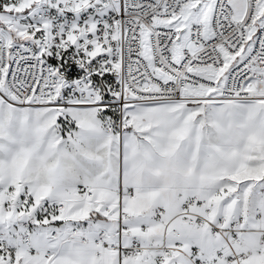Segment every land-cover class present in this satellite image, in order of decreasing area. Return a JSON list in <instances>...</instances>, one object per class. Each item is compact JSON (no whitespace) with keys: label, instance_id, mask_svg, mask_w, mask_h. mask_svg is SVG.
<instances>
[{"label":"snow or ice","instance_id":"obj_1","mask_svg":"<svg viewBox=\"0 0 264 264\" xmlns=\"http://www.w3.org/2000/svg\"><path fill=\"white\" fill-rule=\"evenodd\" d=\"M0 264H264V0H0Z\"/></svg>","mask_w":264,"mask_h":264}]
</instances>
